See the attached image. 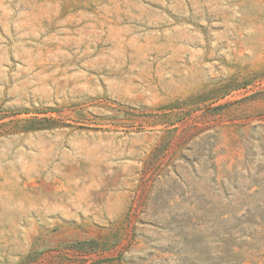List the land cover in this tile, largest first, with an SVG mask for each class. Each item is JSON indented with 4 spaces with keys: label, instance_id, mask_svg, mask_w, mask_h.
Segmentation results:
<instances>
[{
    "label": "rangeland",
    "instance_id": "374dc122",
    "mask_svg": "<svg viewBox=\"0 0 264 264\" xmlns=\"http://www.w3.org/2000/svg\"><path fill=\"white\" fill-rule=\"evenodd\" d=\"M0 264H264V0H0Z\"/></svg>",
    "mask_w": 264,
    "mask_h": 264
}]
</instances>
